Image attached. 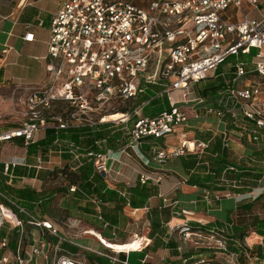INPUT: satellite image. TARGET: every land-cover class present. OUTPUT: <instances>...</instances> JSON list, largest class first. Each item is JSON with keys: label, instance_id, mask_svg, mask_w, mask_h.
<instances>
[{"label": "built area", "instance_id": "built-area-1", "mask_svg": "<svg viewBox=\"0 0 264 264\" xmlns=\"http://www.w3.org/2000/svg\"><path fill=\"white\" fill-rule=\"evenodd\" d=\"M23 39L32 41L34 34L26 32ZM252 49L256 52L251 56L250 67L244 61H237L223 90L210 97L200 93L193 98L189 96L190 86L207 80L229 56L249 55ZM43 58L45 75L40 82L24 85L0 82V104L1 90L11 89L13 104L22 107L20 121L0 132V142L19 138L27 146L36 141L34 134L40 129L57 134L77 128L94 132L103 124L121 127L127 142L119 148L102 147L105 138L93 139V147L87 148L68 139L61 143L56 138L55 152H67L70 160L77 163L71 169L85 161L91 162L94 172L108 180L113 164H123L122 155L131 157L133 153L144 166L154 164L156 171L140 172L138 182L158 183L163 178L159 171L170 159L202 153L208 147V141L197 139L180 140L179 145L156 143L185 126L189 113L195 117L199 113L212 116L252 142L264 136V0H60L49 25ZM150 85L162 88L130 111L122 109L123 116L119 119L104 120L105 116L119 112L110 111L114 102H129ZM178 91L181 99L176 102L172 93ZM163 96L168 107L154 115L142 114V107L152 98ZM55 107L61 110L56 108L58 112H55ZM147 140L153 142L149 144L148 156L141 150ZM221 145L230 146L226 133ZM50 163L49 158L40 154L32 164L12 156L4 162L3 173L11 178L16 166L38 171L47 169ZM228 185L240 187L237 179ZM76 188L72 184L69 191ZM263 194L264 184L244 193L232 189L204 191L201 200L206 204L233 199L237 205L229 221L219 229L206 230L204 225L194 226L187 220L170 227V234L178 235V251L188 243L208 251L188 264H264V232L258 233L249 225L242 237H236L234 232L240 225L236 222L238 204L248 199L255 201ZM0 199L6 202L0 201V226L7 224L9 230L22 231L23 221L14 212L16 208L28 217V224L58 236L52 223L37 219L1 190ZM162 200L170 207L176 204V201L168 203L166 196ZM181 213L185 215L182 210ZM241 216L247 221L253 217L262 220L264 207L249 209ZM97 218L102 220L99 213ZM107 225L104 222L103 226ZM29 235L32 243L28 248L22 249L18 242L14 253L0 256V264H36L34 260L38 256L42 264H82L76 255L60 253L59 242L64 237L58 236V242L51 244L43 236L35 239L33 234ZM135 238L140 244L133 251H141L150 243V239L141 235L134 234ZM7 246L8 239L1 238L0 249ZM111 250L114 254L131 252ZM107 257L129 264L115 255Z\"/></svg>", "mask_w": 264, "mask_h": 264}, {"label": "crops", "instance_id": "crops-1", "mask_svg": "<svg viewBox=\"0 0 264 264\" xmlns=\"http://www.w3.org/2000/svg\"><path fill=\"white\" fill-rule=\"evenodd\" d=\"M59 7L60 0H0V82L7 81L11 84L24 85L41 81V78H43L42 76L45 75V60L43 56L47 51L49 25L52 16L58 11ZM26 32H32L34 34V39L32 41H26L23 39ZM219 67L220 65L215 71H217ZM214 77L215 74L212 75L211 72L209 79L211 80V78ZM188 116L189 118L186 125L178 129L175 132L176 134H172L175 137L171 142L166 140L167 137H169L167 136L164 139L156 141V143L161 145H179L180 140L197 139L208 141V147H211L215 138L219 139L222 144L223 133H226V135L229 136L230 141V146L227 148L230 159H233L234 161L239 160L238 163H241L240 166L243 168H249L252 172L262 171L261 177L256 181L255 186L251 188L264 184V159L261 156V152L264 149V136L258 142H252L246 135L239 137L237 132L232 131L231 125H225L213 117H205L202 113H199L197 117H195L193 113H189ZM105 127L109 129L113 128L110 130V133L111 131L114 132L118 130V127L116 126L103 124L94 132H91L89 129L84 130V128L71 129L69 131L74 133L79 132V140L81 142L80 144H82L86 138L91 136V134L94 135L96 132L104 130ZM119 129L121 130V127ZM2 131L4 130L0 129V132ZM59 132L64 133L66 130ZM47 133L48 132H46V134ZM0 143V190L16 200L20 206H23L28 212L37 217V219L42 221L46 220L52 223L60 233H58V236L64 237V242L69 241L71 243V241L68 240L67 232L60 229V227H57L58 225H56L54 218L51 217L50 210L53 211L52 207L55 202L52 197L55 194V184H52L49 181L46 182V179L43 180V171H37L25 166H16L12 172L11 178L3 173L4 162L8 158H11L12 156L22 157L25 159L26 163L32 164V162L35 161L36 156L40 153L37 152L35 155H27V146H24L23 142V145L20 147L16 145V143H13V141L6 142V144H4L5 142ZM151 143H153L152 140H147L146 143L142 145L141 150L146 156H148V148ZM11 144L19 147L20 151H7L10 155L7 154L4 156L3 152L7 150ZM105 146H108L107 143L102 145V147ZM56 149V144L53 142L47 150L50 153H53L52 156L57 154L58 157L61 158L62 154L56 153ZM206 149L203 152L207 153ZM133 156L138 159L137 162H133L130 159ZM122 161L123 164L114 163L110 172L111 177L108 180H103V183L107 187L122 188L121 190L125 191L126 189L139 185V187L143 186L146 189H155V192H152V194L147 197L145 204H143L142 207L133 208L126 204L122 207L121 211H118L113 209L114 203H110L106 205L105 210L120 215V220L116 225L112 226L113 229H118L122 226L125 222L124 220L129 221L130 219L134 223L145 220V222L148 223L147 232L143 234L136 233L135 231H132L134 230V227H132L131 230L128 231L129 234L127 233L126 235H116V237L107 238L103 236L102 231H106L109 236L110 233L115 235L114 231L110 232L101 229H98V232L100 233L98 234L101 238L103 236L105 239H102L105 241L106 239L118 241L116 243L106 241L118 245L120 244L119 242L124 243V241L128 239H133L134 234L150 239V243L141 251H132L139 246V239L130 241V243L138 242L136 244H129L123 247L119 245V248L114 250L128 249L131 251L128 254L122 253L119 256L120 253L114 254L112 250L109 247H105L100 240V243L93 244L91 242L92 238L87 236L82 239L80 241L81 244H79L87 251L85 252L86 254L79 258L82 264H102L99 262V258L105 259L108 264H122L120 262L111 261L107 257L108 255H115L119 260H127L129 264H188L195 261L200 253L208 254V251L200 247L195 248L192 243H188L182 251H178V235L176 232L170 234V227L177 226L187 220L194 226H196L197 223L204 225L202 227L206 230L222 228L233 215L237 203H235L233 199H222L220 201H213L210 204L203 202L201 200L203 189L199 188L197 185L187 183L189 174L183 168L180 157L170 159L163 170L159 171L163 175L160 182L154 183L149 181L143 185L138 182L139 173L144 171L156 173V171L153 170L154 164H151L150 167L144 166L140 159L133 153L131 157L122 155ZM53 169H55V167H47V169L44 170H47L48 172ZM31 171H34L33 177H29ZM117 171H119L118 174ZM195 172L197 171L195 170ZM18 179L22 180L20 181ZM26 179L29 181L25 182ZM24 190L28 191L27 196H25V192L22 193ZM162 196H166L168 203L176 201L175 206L170 207L167 203H163ZM92 199L95 198L85 197L80 200L83 201L85 208L92 209L95 212V215L93 214V216L97 217L98 213L101 216V206L99 205L98 200L95 199L96 202H93ZM0 201L4 202L3 199H0ZM247 201L249 200H244L238 205H242ZM4 203L6 204V202ZM150 206L167 208L170 213L168 221L164 223L165 228H163L164 233L162 234L164 236H158L160 237V240L157 243L158 245L154 243V239L157 236L150 237ZM87 209H84V211L88 212L89 210ZM13 210L17 217L23 221V229L22 231L20 228L9 230L10 228L7 224L0 226V239L3 237L8 239V246L4 249H0V256L14 253L18 242H20L22 249H27L32 243L29 234H33L35 239H39L43 236L51 244H56L58 242V236L50 234L45 228L28 224L26 222L28 217L25 214L18 212L16 208ZM181 210L185 212V215L181 213ZM100 221L104 224L103 219ZM87 226L88 228H96L90 224ZM63 241L59 242V248L61 249L60 253H63L62 251H64V253H72L70 250L66 251L60 247V245L62 246ZM96 245L99 247H96ZM71 246L73 247V245ZM76 252H73L74 255H76ZM183 260H186V262ZM34 262H36V264H42V259L38 258V260H34Z\"/></svg>", "mask_w": 264, "mask_h": 264}, {"label": "trees", "instance_id": "trees-1", "mask_svg": "<svg viewBox=\"0 0 264 264\" xmlns=\"http://www.w3.org/2000/svg\"><path fill=\"white\" fill-rule=\"evenodd\" d=\"M234 66L235 64L232 67V71L234 70ZM232 71L228 75H223V72L215 73V80H217L218 83L209 87H204L203 89L199 90V93L203 96H208L209 94L213 96L217 94L219 91L223 90L226 87L227 83H229L232 77ZM161 88L162 87L158 85H150L148 88H146L145 92H143V95L145 94L146 97L143 98L138 104L145 100H148L150 97L155 96V93L161 90ZM168 105V100L164 96L161 98H152L145 106L142 107V114L154 115L161 111L163 108L168 107ZM110 130L111 129L105 127L104 130L96 132V134H94V138H92V136L86 138L84 140V143L82 144H80L81 142L79 140V132L74 133L69 130H66V132L64 133L58 132V134L48 132L44 138L28 144L26 152L29 156L33 154L35 155L37 152H39V150H41V152L43 153L45 149L53 144L56 137L61 140V143L68 139L74 141L75 144L80 145L81 147L83 146V148L93 147V139L101 138L106 139V143L109 147L114 148L118 146L121 147V145L123 146L126 143V140H121L122 135L121 132H119L120 129L118 128V130L114 132L111 131V133ZM116 141H118L119 144L115 143ZM94 149L98 150L97 147H94ZM227 150V148L222 147L220 140L215 138L213 145L211 147H207L206 155L198 156V154H187L184 156H180L181 164L185 171L189 174L187 183L197 185L199 188L203 189L202 193H204V191H208L210 193L222 192L226 189H231L226 188V183L223 182L231 183L236 179L238 180L240 187L237 188L238 190H233L237 192L244 193L249 191V188L251 189V187H254L256 181L261 177L262 171L252 172L249 168H243L242 166H240L241 163L239 164L233 159H230ZM261 156L264 159V149L261 152ZM62 157L66 162L70 160V155L67 152H64L62 154ZM74 165H77V163L75 164L74 162ZM67 169L68 162L65 163L63 167H56L53 171L66 173L65 171H67ZM77 169L78 172H73L75 178L69 179L71 184H75L77 186L76 190L73 192L74 198L80 200L85 197H92L98 200L99 205L101 206L100 213L102 219L104 222H107L108 228H112V226L116 225L119 222L120 215L117 213H111L108 210L106 211V205L114 203L113 209L118 211H121L122 207L126 204H129L133 208L142 207L143 204H145V200L147 199V197L150 196L152 192H155V189H146L143 186L139 187V185L133 188L126 189L125 191L121 190L122 188H109L103 183V179L94 172L91 162L85 161L81 165L77 166ZM195 170L197 172H195ZM46 173L48 174L50 173V171ZM33 176L34 171H31L29 177ZM44 176L45 174L43 175V179L45 178ZM23 192L26 193L25 196L28 195L27 190L22 191V193ZM260 198H264V194L261 195ZM252 205L253 203L251 201H247L242 205H238L237 210L240 212V215H242L245 211L251 209ZM84 209L87 208L84 207ZM149 217L151 227L150 237L156 235L157 237H155L154 243L158 245L157 243L160 240V237L158 236H164L162 235L164 233L163 228H165L164 223L168 221L170 213L167 208L150 206ZM101 223L103 224L102 221ZM248 225L255 228L258 233L264 232V219L260 220L257 217H253L246 223H243L242 225L234 228L235 236L242 237L244 235V228ZM102 234L107 238L111 237L106 233V231H102ZM106 241L115 243L118 242L108 239H106ZM69 246L71 247V249H69L70 252H72L71 254H74L73 252H76V249L71 245ZM121 254L122 253H120L119 256ZM99 262L102 264H108L107 261L103 258H99Z\"/></svg>", "mask_w": 264, "mask_h": 264}, {"label": "rangeland", "instance_id": "rangeland-1", "mask_svg": "<svg viewBox=\"0 0 264 264\" xmlns=\"http://www.w3.org/2000/svg\"><path fill=\"white\" fill-rule=\"evenodd\" d=\"M255 52H256V49H252L251 53L249 55L240 54L237 56H235V55L229 56L220 65V67L217 71L214 70L213 71L214 73L212 72V75L215 73H220V72H223V75H226V74L228 75L229 73H231L232 67L237 61H244L246 63V67H250V59H251V56L254 55ZM42 77L44 78V76H42ZM43 78H41V80ZM216 83H218V81L215 80V77H214V78H211V80L208 78L205 81H201L199 83L193 84L190 86V89H189L190 95L189 96L191 98H193V97H195L196 93L197 94L199 93V90L203 89L204 87L212 86ZM29 84H36V82L29 83ZM1 93L3 95V100L1 101V104H0V129L5 130V129H8L10 127L17 125V123L20 121L21 113H19V111H21L22 107H20L19 105L15 106V104H13V101L11 98L12 97L11 96V89H2ZM210 96L211 95L209 94L208 97H210ZM145 97H146L145 94L143 95V93H140V95H137V97L135 99H132L129 102H125V103L114 102V107L111 108L112 110H110V111L118 110L119 112H114V113H111L107 116L112 117L114 115L121 114V112H123L121 110L124 108H125V110L130 111L135 106H137L138 103ZM172 97L176 102H179L181 99V92L180 91L173 92ZM56 108H59L61 110L60 107H55L54 108L55 112H58V110ZM208 118H212V116H209ZM117 127L120 128V126H117ZM47 132H49V131H47ZM119 132H121V135H122L121 140H126V142H127L126 135L123 134V130H120ZM174 134H176V133H174ZM45 136H46V132L44 130H41V129L38 130L34 134V138L36 140L42 139ZM174 137H175L174 135H170L169 137H167L166 140L168 142H171ZM13 143H16V145H18L19 147L21 145H23L22 140L19 138L13 140ZM115 143L119 144L118 141H116ZM4 144H6V142ZM0 146H1V143H0ZM19 147L11 144L10 147L7 148V150H5L4 152L2 151L3 155L6 156L7 154H9V152H7V151L13 152L12 150H15V152L16 151L18 152V151H20ZM47 149H45L43 153L41 152V150H39V153H40V155H42L43 158H49V160L51 161V163H50L51 168L63 167L64 164L68 162V169H67V171H65L66 173L55 172V171H53L54 170L53 169L50 171V173L47 174L46 173L47 170H44V169L40 170V171H43V173L45 172L44 173L45 174L44 179H46V182L49 181L50 183L55 184V188H54L55 194H54V196H52L53 199L55 200V202H54V206L52 207L53 211L50 210L51 217L54 218L56 225H58L57 227H60V229L67 232V237L69 238L68 240L71 241V243L69 241L64 243V241H63L64 244H62V246L60 245V247H62V249L68 251L69 249H71V247L69 246L71 244V245H73L74 248H76V251H77L76 257L77 258L82 257L84 254H86L85 252H87L84 248H82L79 245V244H81L80 241L82 239L86 238L87 236H90V238H92L91 242L93 244H98V242H99V240L96 239L93 235L87 234V231L89 229H92L94 231L97 230L96 232L99 231L98 229L107 230L110 232L114 231L115 235H112L110 233L111 237H116V235L118 236V235H123V234L126 235L128 233V231L131 230L132 227H134V230H132V231H135L136 233L143 234V233L147 232L148 223L145 222V220L144 221H138L135 223L130 219H129V221L124 220L125 222H124V224H122V226H120L118 229H113V228L104 227L102 225L101 221L99 219H97L95 216H93L94 211L92 209H89L88 212H85L83 201L74 198L73 194H71L73 192L68 191L69 186L72 185L70 183L69 179L75 178V175L73 173L74 171L78 172L77 168H75V169L70 168V167L75 166L74 162L71 160H68L66 162L63 157L59 158L57 154H55V156H52L53 153H49V151ZM129 152L132 153V151L130 149H129ZM44 154H46V155H44ZM198 155L203 156V155H206V153L202 152V153H198ZM130 159L133 162H137V160H138L135 156H133ZM236 162H239V160H237ZM32 163H34V162H32ZM46 174H47V176H46ZM18 180L21 181L22 179H18ZM26 181H29V180L26 179L25 182ZM78 181H79V179H78ZM223 183H226V188H231L232 190L233 189L238 190L237 188L230 187L228 185L229 182H223ZM248 190H250V188ZM248 200H250V199H248ZM251 202L253 203L252 208H251L253 210L261 209L264 207V198L259 197L257 200L251 201ZM237 214H238V217L236 218V222L238 224L242 225L243 223L247 222V220H245V217L240 215L239 211H237ZM88 224L93 225L97 229L96 228L93 229V227L88 228V226H87ZM57 232L59 233V231H57ZM136 239H138V238L128 239V240L124 241V243L119 242L120 243L119 245L123 247V246L129 245V244H136L138 242H136V243L131 242L130 243V241H134ZM96 247H99V246L96 245ZM62 252L64 253V251H62ZM38 258L42 259L41 257L38 256L36 261L38 260ZM215 264H217V263H215Z\"/></svg>", "mask_w": 264, "mask_h": 264}, {"label": "bare ground", "instance_id": "bare-ground-1", "mask_svg": "<svg viewBox=\"0 0 264 264\" xmlns=\"http://www.w3.org/2000/svg\"><path fill=\"white\" fill-rule=\"evenodd\" d=\"M123 116V114L121 113V114H118V115H114V116H112V117H110V116H105V119L104 120H117V119H119L120 117H122ZM189 147L190 148H192L193 147V144H192V142H190L189 143ZM87 233L88 234H90V235H93L94 237H96V239L98 238V240H100V242H102V244H104L105 246H107V247H109V248H111V249H116V248H119V245L118 244H115V243H108V242H106L105 240H103L102 238H101V236L98 234V232H96V231H93V230H88L87 231ZM122 250H124V249H122ZM126 250H128V249H126ZM128 251H130V250H128ZM133 251V250H132Z\"/></svg>", "mask_w": 264, "mask_h": 264}]
</instances>
